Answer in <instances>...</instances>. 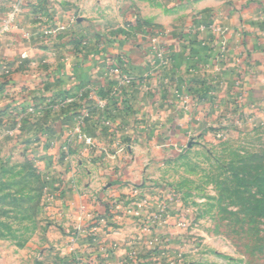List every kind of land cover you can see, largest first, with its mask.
<instances>
[{"label":"rangeland","instance_id":"rangeland-1","mask_svg":"<svg viewBox=\"0 0 264 264\" xmlns=\"http://www.w3.org/2000/svg\"><path fill=\"white\" fill-rule=\"evenodd\" d=\"M263 33L261 0H12L0 264H264Z\"/></svg>","mask_w":264,"mask_h":264},{"label":"crops","instance_id":"crops-1","mask_svg":"<svg viewBox=\"0 0 264 264\" xmlns=\"http://www.w3.org/2000/svg\"><path fill=\"white\" fill-rule=\"evenodd\" d=\"M12 3V0H0V19H2L3 18V16H4V14H5V12L7 11V9H8V7L10 6V4ZM261 3H264V0H261ZM3 15V16H2ZM259 37H260V35H262V32L261 33H259V34H257ZM263 37H264V33H263ZM261 46H260V48L258 49L259 50V53H258V55L257 56H259L260 55V57L263 55V57H264V53H261ZM256 56V57H257ZM259 59H262V58H259ZM262 64H264V63H262ZM262 64H261V61L260 62H257L256 64H254V65H258V68H255L256 69V71L258 70V69H263L262 68ZM252 78H253V80H254V82H260V80H261V78H259V75L258 76H255V74H253V76H252ZM37 85V84H36ZM12 133V132H11ZM13 133H15V132H13ZM17 133V132H16ZM4 262H2V264H3ZM5 264V263H4Z\"/></svg>","mask_w":264,"mask_h":264},{"label":"built area","instance_id":"built-area-1","mask_svg":"<svg viewBox=\"0 0 264 264\" xmlns=\"http://www.w3.org/2000/svg\"><path fill=\"white\" fill-rule=\"evenodd\" d=\"M10 19L12 20L13 19V16H10ZM11 22V21H10Z\"/></svg>","mask_w":264,"mask_h":264}]
</instances>
